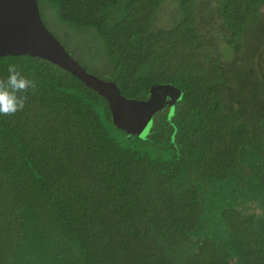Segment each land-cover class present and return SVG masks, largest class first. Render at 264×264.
I'll use <instances>...</instances> for the list:
<instances>
[{
  "label": "trees",
  "instance_id": "obj_1",
  "mask_svg": "<svg viewBox=\"0 0 264 264\" xmlns=\"http://www.w3.org/2000/svg\"><path fill=\"white\" fill-rule=\"evenodd\" d=\"M38 2L96 30L125 96L183 95L141 137L70 71L0 56V83L30 81L0 114V264H264V0H222L214 25L177 0L167 29L164 0Z\"/></svg>",
  "mask_w": 264,
  "mask_h": 264
},
{
  "label": "water",
  "instance_id": "obj_2",
  "mask_svg": "<svg viewBox=\"0 0 264 264\" xmlns=\"http://www.w3.org/2000/svg\"><path fill=\"white\" fill-rule=\"evenodd\" d=\"M31 55L47 59L78 76L108 101L113 122L127 133L145 137L155 115L166 106L174 112L182 91L155 83L146 99L125 96L114 80L89 72L44 22L38 0H0V56Z\"/></svg>",
  "mask_w": 264,
  "mask_h": 264
},
{
  "label": "rangeland",
  "instance_id": "obj_3",
  "mask_svg": "<svg viewBox=\"0 0 264 264\" xmlns=\"http://www.w3.org/2000/svg\"><path fill=\"white\" fill-rule=\"evenodd\" d=\"M204 9V19L206 25L220 24L222 20L217 11V7L222 0H200ZM42 17L47 27L65 45L68 51L78 60L87 70L100 77H107V73H112L113 65L107 54L103 39L93 28L82 30L75 29L64 23L55 13V10L47 3L41 4ZM182 14L178 11L177 0H164L155 21V27L167 29L172 27ZM219 32V31H218ZM221 40L220 49L225 47ZM230 54L228 47L224 49Z\"/></svg>",
  "mask_w": 264,
  "mask_h": 264
},
{
  "label": "clouds",
  "instance_id": "obj_4",
  "mask_svg": "<svg viewBox=\"0 0 264 264\" xmlns=\"http://www.w3.org/2000/svg\"><path fill=\"white\" fill-rule=\"evenodd\" d=\"M6 82L0 83V114H11L23 108L24 97L17 95L30 86V81L20 74L15 64H9Z\"/></svg>",
  "mask_w": 264,
  "mask_h": 264
},
{
  "label": "flooded vegetation",
  "instance_id": "obj_5",
  "mask_svg": "<svg viewBox=\"0 0 264 264\" xmlns=\"http://www.w3.org/2000/svg\"><path fill=\"white\" fill-rule=\"evenodd\" d=\"M168 108V106L165 107V109Z\"/></svg>",
  "mask_w": 264,
  "mask_h": 264
}]
</instances>
